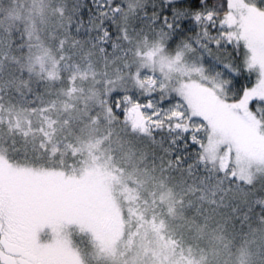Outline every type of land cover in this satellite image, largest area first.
Wrapping results in <instances>:
<instances>
[{
	"label": "snow or ice",
	"instance_id": "1",
	"mask_svg": "<svg viewBox=\"0 0 264 264\" xmlns=\"http://www.w3.org/2000/svg\"><path fill=\"white\" fill-rule=\"evenodd\" d=\"M0 264H264V0H0Z\"/></svg>",
	"mask_w": 264,
	"mask_h": 264
}]
</instances>
